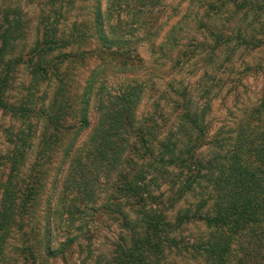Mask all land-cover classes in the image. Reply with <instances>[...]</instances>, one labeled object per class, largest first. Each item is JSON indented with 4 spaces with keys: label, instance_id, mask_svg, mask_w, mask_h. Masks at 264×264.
Masks as SVG:
<instances>
[{
    "label": "trees",
    "instance_id": "trees-1",
    "mask_svg": "<svg viewBox=\"0 0 264 264\" xmlns=\"http://www.w3.org/2000/svg\"><path fill=\"white\" fill-rule=\"evenodd\" d=\"M164 2L43 0L35 25L0 3V264L90 254L102 216L120 236L98 264H264V0H191L172 23ZM252 75L259 96L212 134Z\"/></svg>",
    "mask_w": 264,
    "mask_h": 264
},
{
    "label": "rangeland",
    "instance_id": "rangeland-1",
    "mask_svg": "<svg viewBox=\"0 0 264 264\" xmlns=\"http://www.w3.org/2000/svg\"><path fill=\"white\" fill-rule=\"evenodd\" d=\"M4 0H0V3ZM15 1V0H14ZM21 1V4L24 6V9L29 13V17L31 23L34 25L36 24V18H37V12L39 8L37 7L38 2L43 0H18ZM191 0H165V14L162 19L166 20L170 18V16H173L170 21L171 23L175 21L177 18H180L183 16V14L186 12L189 3ZM163 20V21H164ZM170 25H168L169 27ZM149 45L145 44L141 47V51L143 56L148 61V64H151L152 61H154L153 54L149 51ZM258 57V56H257ZM242 63V60L238 62L239 69L242 67L240 65ZM171 63H168V65L164 68L165 70L162 71L165 72V80L162 84L167 82L171 75H169V66ZM184 73L189 74V76L195 75L197 73L196 78H194V81L196 82L198 77L203 73V69H201V66L193 65L185 67ZM168 73V74H167ZM20 77L22 79H26V75L24 73H20ZM263 86V78L260 75H252L249 76L248 79L244 82V85L241 89V98L238 100V103L236 104L233 96H230L227 98V100L222 101L220 98H217L214 100L212 105V112L210 113L211 125H212V134L215 132H218L226 122L229 124L234 123L236 120V117L240 115L242 102L243 101H254L258 96L259 92ZM144 105V106H143ZM142 109L149 108V105L146 107L147 103H143ZM0 111V123L2 124V127H0V151L5 147V136L3 133V127L9 126L12 124L11 119L8 116L3 115ZM55 169V168H54ZM56 171L52 170V174L50 178L47 181V185L44 189L43 194V202L41 205V209L39 212L40 218L43 220L45 218V210H46V199L50 194H54L56 191L55 185H53V179L55 176ZM4 174H6V171L2 168H0V179L4 178ZM38 215V216H39ZM88 219L91 220L90 222V234L92 235V242L90 248L92 249V252L89 254L88 248H86L90 242L87 240H82V244L84 247H78L75 246L72 251H70L66 258L63 257H57V258H49L48 264H98L99 258H103L104 254H106L111 248L112 243L114 241L118 240L120 236V229L117 224L110 225V222L105 217L100 218H94L92 219L89 217ZM202 231V230H201ZM199 232V229L197 226L190 227L189 230H187L185 233L188 237L191 239H194L196 234ZM56 234L60 236V232L56 231ZM63 238V236H60Z\"/></svg>",
    "mask_w": 264,
    "mask_h": 264
}]
</instances>
